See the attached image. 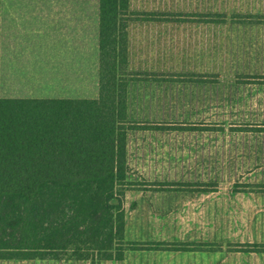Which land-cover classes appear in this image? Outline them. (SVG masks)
<instances>
[{
	"label": "trees",
	"instance_id": "obj_1",
	"mask_svg": "<svg viewBox=\"0 0 264 264\" xmlns=\"http://www.w3.org/2000/svg\"><path fill=\"white\" fill-rule=\"evenodd\" d=\"M199 2L181 11V0H0V261L103 264L126 251L264 252V244L125 238L130 190H222L218 183L127 178L129 132L197 129L129 119V83L217 80L170 71L162 48L132 47L135 26L212 24L220 26L218 35L210 32L213 48L264 45V14L228 17L213 1ZM230 21L257 24L259 32H228ZM247 186L264 191V183Z\"/></svg>",
	"mask_w": 264,
	"mask_h": 264
},
{
	"label": "rangeland",
	"instance_id": "obj_2",
	"mask_svg": "<svg viewBox=\"0 0 264 264\" xmlns=\"http://www.w3.org/2000/svg\"><path fill=\"white\" fill-rule=\"evenodd\" d=\"M160 55L176 62L169 66L172 69L217 74V80L186 82V85H146L144 90L149 91L148 112L144 111L146 107L144 110L141 107L139 114L134 107L129 117L139 120L164 118L165 122L196 125L197 129L166 133L129 132L128 180L138 181L142 176L137 175L143 169H151L169 170L170 176L164 179L218 183L224 189L230 185L264 182V134L259 133L264 130V45L163 49ZM254 75L261 79L248 83L251 79L247 76ZM160 90L162 93H158ZM177 91L181 92L180 96ZM168 92L172 96L165 97ZM150 94L155 103L161 98V105L150 106ZM170 97L169 102L167 98ZM163 136L171 138L170 145L159 144ZM0 264L88 263L0 261Z\"/></svg>",
	"mask_w": 264,
	"mask_h": 264
},
{
	"label": "crops",
	"instance_id": "obj_3",
	"mask_svg": "<svg viewBox=\"0 0 264 264\" xmlns=\"http://www.w3.org/2000/svg\"><path fill=\"white\" fill-rule=\"evenodd\" d=\"M205 1L209 0H200V2ZM210 1L214 2V6H217L218 10L220 7L222 11H225L228 17L233 16V14H264V0H226V3H222L220 0ZM187 2L189 0H185V2L181 0V11H187L186 9L190 7ZM173 7L177 8L178 4L174 3ZM226 25H229L225 26L228 32H231L230 30L242 31V33L259 32L257 24L239 23V21L238 23H232L230 21ZM134 28L132 31L134 32L132 47L135 48H213L218 46V44L214 45V41H216L214 35H216L215 33L218 35L220 32V26L218 25L214 28L212 24L196 23H168L161 27L137 25ZM214 30L216 32L210 34ZM261 31H264V28H261ZM159 32L160 35L155 36ZM195 34H200V36L196 37ZM153 36H155V39ZM253 45H256L255 41L242 40L230 47H250ZM175 63L171 60L170 65ZM161 64V62H158V67ZM169 70L174 71L176 69L169 67ZM156 84L186 85V82H130L128 86V117L134 107H136L139 114L141 107L142 110L146 107L144 111L148 112L149 91L144 89L147 86ZM158 93H162V90ZM177 93L178 96L181 95L180 91H177ZM184 93L185 91L182 92V94ZM169 96H172L170 92L165 95V97ZM150 98V106L153 104L161 105V98L159 99L161 102L156 99L158 103L152 100V94H150ZM171 98H167V100L170 102ZM164 105H166L165 102ZM129 119L132 118L129 117ZM163 119L146 120L166 121ZM186 131L190 130L184 132ZM259 133L264 134V130ZM161 139L162 141L159 144L170 145L171 138L163 136ZM158 142L156 140L157 144ZM168 171L143 169L137 175L142 176L139 177L138 181H141L140 178H144L146 181L185 182L184 180H170L169 177L164 179L165 176H170ZM125 210V238L128 240L264 244V191L251 190L244 184L241 186L230 185L226 189L222 188V190L215 192L188 191L182 188L159 191L151 189L145 191L130 190L126 192ZM103 264H264V252L235 250L126 251L122 260L107 261Z\"/></svg>",
	"mask_w": 264,
	"mask_h": 264
}]
</instances>
